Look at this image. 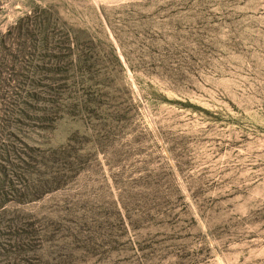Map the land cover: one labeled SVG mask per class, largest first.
I'll use <instances>...</instances> for the list:
<instances>
[{
	"label": "rangeland",
	"instance_id": "374dc122",
	"mask_svg": "<svg viewBox=\"0 0 264 264\" xmlns=\"http://www.w3.org/2000/svg\"><path fill=\"white\" fill-rule=\"evenodd\" d=\"M22 17L0 264H264V0H2L0 36Z\"/></svg>",
	"mask_w": 264,
	"mask_h": 264
},
{
	"label": "trees",
	"instance_id": "16d2710c",
	"mask_svg": "<svg viewBox=\"0 0 264 264\" xmlns=\"http://www.w3.org/2000/svg\"><path fill=\"white\" fill-rule=\"evenodd\" d=\"M2 3V0H0V4ZM31 19V17H25V18H19L15 24L13 26H9L7 28V32L0 36V50H4L5 47L3 46V44L5 43V39L8 37V34L10 33V31H12V29H18L21 28V30L25 31V33L28 31L29 32V28L31 29H35L36 31H40L41 26L39 24H35L31 23V25H27V21H29ZM25 21V22H24ZM4 47V48H3ZM0 58H3L1 53H0ZM1 64H3L2 62H0ZM4 174V178L0 177V188H4L5 185L10 186V181L7 180V174L5 171H3Z\"/></svg>",
	"mask_w": 264,
	"mask_h": 264
}]
</instances>
